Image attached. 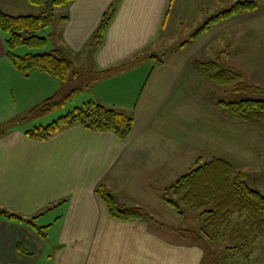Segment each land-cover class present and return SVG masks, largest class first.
<instances>
[{"label":"crops","instance_id":"0c3cea01","mask_svg":"<svg viewBox=\"0 0 264 264\" xmlns=\"http://www.w3.org/2000/svg\"><path fill=\"white\" fill-rule=\"evenodd\" d=\"M111 7L110 20L95 46V32ZM60 9L44 49L59 50L75 69L104 71L145 57L123 72L91 83L82 95L87 96L86 103L131 117L133 127L125 140L111 131L80 125L62 128L46 140L27 136V131L48 125L42 121L50 114L54 118L63 113L59 107L30 114L63 84L36 70L16 71L6 58L5 35L0 31V127H10L0 137V208L23 219L35 218L45 233L42 238L30 225L0 217V264H205V250L179 238L169 225L113 218L96 189L104 185L116 201L128 199L149 211L161 206L162 189L196 158L203 161V149L195 152L194 145V95L205 89L211 97L217 92L212 88L227 85L209 79L202 63L215 61L205 60L198 51L218 49L221 39L228 42L232 37L237 41V46L230 44L237 50L232 60L225 66L215 63L239 72L245 84L264 93V83L259 82L264 81L259 4L253 12L220 21L196 40L190 36L225 10L222 0H74ZM40 11L27 0H0V12L10 16ZM188 26L193 28L187 30ZM182 28L189 36L175 47L167 46L166 40L178 36ZM163 51L194 54L187 61L171 54L172 64L166 65L160 60L167 55ZM239 55L243 57L238 62ZM150 59L155 63L147 66ZM229 91L247 92L233 87ZM218 103L216 112L226 116L233 131L237 126L256 137L264 135V121H241ZM205 140L207 150L214 141L209 136ZM250 150L263 159L264 139L255 141Z\"/></svg>","mask_w":264,"mask_h":264},{"label":"trees","instance_id":"16d2710c","mask_svg":"<svg viewBox=\"0 0 264 264\" xmlns=\"http://www.w3.org/2000/svg\"><path fill=\"white\" fill-rule=\"evenodd\" d=\"M74 0H27L40 8L38 16H10L0 12V31L5 35L6 58L18 72L28 74L36 70L51 78L59 80L63 88L52 97L46 99L39 107L30 112H51L91 83L123 72L143 57L124 63L104 71L90 69H75L74 65L59 50L50 52H27L18 54L20 48L44 49L46 39L38 36V32L48 27L54 20V11ZM258 4L253 1L236 2L230 8L210 17L191 36L196 40L220 21L229 19L245 12H253ZM112 7L106 12L95 32V46L103 36L110 20ZM211 81L221 85L233 86L235 91H262L257 87L245 84L241 74L230 68H222L215 62L202 63ZM227 113L244 121H264V100H241L238 102H219ZM80 125L89 130L111 131L119 139L125 140L133 127V120L123 112L104 107L89 101L75 108L68 114L59 117L46 126H38L26 132L29 137L46 140L62 128ZM9 126L0 127V137L6 134ZM96 193L105 205L108 213L121 221H139L146 219L159 223L141 207L118 206L104 185H99ZM161 201L183 217L186 212H193L189 218L196 219L197 228L183 229L171 227L174 233L184 241L195 244L205 250L208 261L212 253L210 245L218 241L225 230L230 231L231 241L242 244L227 247L228 251L243 252L258 238H264V196L250 188L245 180V174L219 158H214L195 169L181 175L172 184L160 192ZM0 217L26 223L33 227L36 233L44 238V228L37 227L34 219H23L21 216L0 208ZM236 217V221L233 219ZM21 249L20 246H18Z\"/></svg>","mask_w":264,"mask_h":264},{"label":"rangeland","instance_id":"374dc122","mask_svg":"<svg viewBox=\"0 0 264 264\" xmlns=\"http://www.w3.org/2000/svg\"><path fill=\"white\" fill-rule=\"evenodd\" d=\"M239 2H243L246 0H238ZM252 1V0H247ZM254 2H257L259 4V10L257 16L262 17L263 20H261L264 24V0H253ZM236 0H222V4L225 6V10L231 7ZM60 10L54 11V20L51 22V24L43 29L42 31H39L37 34L39 37L48 38L50 34L54 32L55 29V21L58 20L60 16ZM40 13L33 15L38 16ZM193 24V22L191 23ZM194 26V25H193ZM186 25H183V28H185ZM181 29V32L184 29ZM193 27L188 26L186 29L190 30ZM195 28V27H194ZM184 30L182 33L178 32V36L174 37L173 39H167L166 43L167 46L175 47L178 45L179 39L181 41H184L188 33L187 30ZM264 29V27H263ZM193 30V29H192ZM196 30V29H195ZM191 32V31H190ZM181 33V34H180ZM232 37L227 41H222L218 49H211V48H204L203 51H198L199 56L204 58L205 60H211L219 63L221 66H225L229 63L230 60H232V55L234 51L236 50V47L231 46L230 44H235L237 46V41L235 39L231 40ZM225 44V46H223ZM229 44V54L227 53V45ZM238 48V47H237ZM46 49V50H45ZM45 49H26V48H20L16 52L18 54H23L26 52H39L42 53L43 51L49 52V48ZM163 53H167V55L160 57V60L166 63V65L172 64V58H171V51H163ZM146 54V53H145ZM194 54V51H184L183 53H179L178 55H174L177 59L179 56L180 59L183 61H187L189 58L192 57ZM148 56V55H147ZM242 55H239L236 57V60L239 62L242 59ZM154 60H146V65L150 66L154 64ZM196 75V73H194ZM197 76V75H196ZM248 79V76H246ZM199 79L198 81H200ZM245 81V79H244ZM247 82V81H245ZM264 83V81H259ZM220 87L218 88H212V90H216L217 92L211 94L208 96L206 92H204L205 89H202L201 91H196L194 95V104H193V116H194V145H195V152H198L203 149L201 156L202 162L198 161L199 159H195L194 162L191 164L189 169L185 171V173L195 169L196 167L200 166L203 163H206L210 161L211 159L217 157L219 159H222L228 163H230L233 168L242 171L245 174V180L247 182V185L260 192L264 196V150L263 152V159H257L254 154L250 153V149L254 147V142L259 139H264V135L262 133H259V137L255 136L253 132H249L246 129L242 128L238 130L237 128L233 131V126L228 123V121H225L224 114L222 112H216L215 104L217 102H231L232 100H258V99H264V93L262 91H257L258 94L254 93L251 94L249 90L247 92H242L238 94H234V92L229 91L232 89L233 86H215ZM226 90V91H225ZM264 92V91H263ZM87 91L82 90L76 95H74L73 98L70 99V101L66 102L63 106H61L58 109L59 111H63L61 115H56L53 118V115L50 114V118L45 119L42 121V124H50L52 121L58 119L61 116H64L68 114L69 112L73 111L78 106L81 107L82 104L86 103V97L82 96L86 95ZM253 93V92H252ZM261 93V94H259ZM83 102V103H82ZM49 117V116H48ZM242 123V122H241ZM243 127H246L247 124L244 122L242 123ZM245 125V126H244ZM218 131L220 133V138L218 139ZM222 131H224V138L222 137ZM228 133H231L234 135V137H230ZM199 134H203L199 135ZM210 137L214 142L211 143L209 148L206 150L205 143L206 138ZM218 140H220V143L218 144ZM184 173V174H185ZM183 174V175H184ZM179 178V177H178ZM115 200V199H114ZM118 206L121 207H141L145 209L143 206L137 205L138 203L133 202L128 199L115 200ZM160 207H149V211H147L151 216H153L156 220L163 222L171 227H178L183 229H191V228H197L198 222L196 219L189 218L190 215L193 214V212H186L183 217L179 216L176 211H174L172 208H169L162 202H160ZM165 209V210H164ZM146 210V209H145ZM236 217L233 219V221H236ZM230 231L225 230L223 232V236L216 242L211 243L210 245V251L212 253V256L209 258L210 261H208V257L206 256L205 264H264V238L260 237L255 242L250 244L246 249H244L243 252H234V251H228L226 248L235 246V245H241L242 242H233L229 238Z\"/></svg>","mask_w":264,"mask_h":264}]
</instances>
